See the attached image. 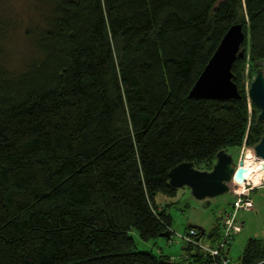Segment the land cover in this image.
Instances as JSON below:
<instances>
[{
	"label": "trees",
	"instance_id": "obj_1",
	"mask_svg": "<svg viewBox=\"0 0 264 264\" xmlns=\"http://www.w3.org/2000/svg\"><path fill=\"white\" fill-rule=\"evenodd\" d=\"M34 1L23 28L31 54L16 65L0 23V264H206L197 246L178 261L137 249L129 231L169 232V203L157 198L179 191L171 166L262 135L240 76L246 56L253 74L262 69L264 0ZM236 23L239 97H188ZM238 264H264L258 238Z\"/></svg>",
	"mask_w": 264,
	"mask_h": 264
},
{
	"label": "rangeland",
	"instance_id": "obj_2",
	"mask_svg": "<svg viewBox=\"0 0 264 264\" xmlns=\"http://www.w3.org/2000/svg\"><path fill=\"white\" fill-rule=\"evenodd\" d=\"M34 2V0H0V23L5 29V37L2 43L5 49L6 61L10 65L20 63L31 54V48L23 36V28L27 24L29 17H36V12L32 10ZM259 64L260 68L264 67L263 61H259ZM252 72L246 56L240 76L244 88L253 78L254 74ZM244 149L242 146H239L227 148L226 151L231 154L235 164L240 157L242 166L246 168L245 160L247 158L244 157V153L247 152H244ZM213 160L197 163L195 167L197 169L208 170L210 168L207 167L211 165L210 163ZM247 161H250L247 167L252 172L259 166V160L257 159ZM247 180L252 184H250L251 187L248 189V197L252 201V208H248L247 210L240 209L236 214V220L242 224L241 230L230 237L227 245V248H229L227 257L230 264H238L245 242L249 238H258L261 244L264 245V177L257 180L255 185L251 179ZM227 186V192L201 200L193 198L184 186L179 188L175 198L163 200V197H158L157 199H162V204L169 203L165 210L171 216L169 230L173 241L167 243L164 237L142 240L139 238L137 232L132 229L129 231V234L134 240L136 248L151 250L156 254L170 255V259L178 261L184 254L182 247L185 246V243L183 240L177 238V234L186 232L191 225L198 226L204 231L199 239L200 244L207 245L208 242L217 239V234H215L210 241V237L207 234L216 227L219 211L228 208L229 203L233 199L231 189L235 188L236 185H233L232 181H229ZM183 264H187V262Z\"/></svg>",
	"mask_w": 264,
	"mask_h": 264
},
{
	"label": "water",
	"instance_id": "obj_3",
	"mask_svg": "<svg viewBox=\"0 0 264 264\" xmlns=\"http://www.w3.org/2000/svg\"><path fill=\"white\" fill-rule=\"evenodd\" d=\"M243 38L240 23L232 24L227 28L191 85L187 93L188 97L217 100L239 97L236 85L232 80L231 64L235 57L243 55L240 48ZM247 97L258 109L256 121L262 123L263 133L251 148L254 155L263 161L264 168V67L257 69L248 83ZM244 174L245 168L242 166L241 158L239 157L235 164L231 154L222 148L215 152L210 169H197L191 161H181L168 169L167 180L170 186L174 188L184 186L193 198L201 200L227 192V183L230 180L237 183L243 182ZM190 227H196L202 233V228L195 225ZM166 235V231L159 233L160 237ZM160 262L176 264L162 259Z\"/></svg>",
	"mask_w": 264,
	"mask_h": 264
},
{
	"label": "built area",
	"instance_id": "obj_4",
	"mask_svg": "<svg viewBox=\"0 0 264 264\" xmlns=\"http://www.w3.org/2000/svg\"><path fill=\"white\" fill-rule=\"evenodd\" d=\"M246 148L244 143L241 145ZM234 183H237L233 180ZM237 187V186H236ZM231 189L233 199L229 203V207L226 209H221L219 211L218 223H217V239L213 242L203 245L199 243V238L197 237V229L194 227H189L186 232L182 234H177V238L183 240L185 245L197 246L203 253L209 255V261L206 264H230L229 258L227 257V245L230 237L238 233L241 230V222L236 220V214L238 210L252 208V201L248 197V189H250V183L244 182L241 185L240 192H237V188ZM167 243H171L173 240L170 235V230L166 235ZM188 254L184 253L181 258H187Z\"/></svg>",
	"mask_w": 264,
	"mask_h": 264
},
{
	"label": "bare ground",
	"instance_id": "obj_5",
	"mask_svg": "<svg viewBox=\"0 0 264 264\" xmlns=\"http://www.w3.org/2000/svg\"><path fill=\"white\" fill-rule=\"evenodd\" d=\"M244 151L247 152V153H244V157L247 158V159L245 160L246 161V168H245V174H244L245 178H244L243 181L246 180L247 182H249L247 179H251L253 181V184L255 185L257 180H260V179H262L264 177L263 161L260 158H258L257 156L254 155L251 147L246 146ZM250 157H252V158H250ZM251 159L259 160V166L253 172L250 170L249 167H247L250 164V161L248 162L247 160H251ZM234 184L237 186L236 187L237 188L236 191L240 192L241 185L243 183L241 182V183H234Z\"/></svg>",
	"mask_w": 264,
	"mask_h": 264
},
{
	"label": "crops",
	"instance_id": "obj_6",
	"mask_svg": "<svg viewBox=\"0 0 264 264\" xmlns=\"http://www.w3.org/2000/svg\"><path fill=\"white\" fill-rule=\"evenodd\" d=\"M159 200V199H158ZM162 200V199H161ZM161 200H159V202L162 204V202H161ZM163 200H166V199H163ZM251 238H254V237H251ZM210 240H211V238H210ZM209 243V242H208ZM229 251V248H227V252ZM168 256H170V255H168ZM170 258V257H169Z\"/></svg>",
	"mask_w": 264,
	"mask_h": 264
},
{
	"label": "flooded vegetation",
	"instance_id": "obj_7",
	"mask_svg": "<svg viewBox=\"0 0 264 264\" xmlns=\"http://www.w3.org/2000/svg\"><path fill=\"white\" fill-rule=\"evenodd\" d=\"M244 152H245V151H244ZM244 152H243V153H244Z\"/></svg>",
	"mask_w": 264,
	"mask_h": 264
}]
</instances>
